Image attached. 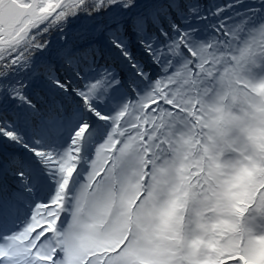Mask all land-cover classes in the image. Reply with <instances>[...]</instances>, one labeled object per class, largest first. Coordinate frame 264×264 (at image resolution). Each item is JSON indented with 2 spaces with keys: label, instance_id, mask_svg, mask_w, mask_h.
Masks as SVG:
<instances>
[{
  "label": "snow or ice",
  "instance_id": "6c2138e0",
  "mask_svg": "<svg viewBox=\"0 0 264 264\" xmlns=\"http://www.w3.org/2000/svg\"><path fill=\"white\" fill-rule=\"evenodd\" d=\"M0 264H264V0H0Z\"/></svg>",
  "mask_w": 264,
  "mask_h": 264
}]
</instances>
